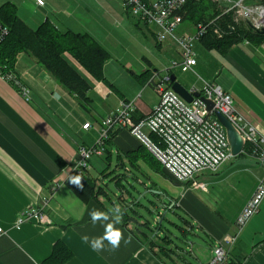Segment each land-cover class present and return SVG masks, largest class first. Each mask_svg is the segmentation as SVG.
Listing matches in <instances>:
<instances>
[{"label": "crops", "instance_id": "1", "mask_svg": "<svg viewBox=\"0 0 264 264\" xmlns=\"http://www.w3.org/2000/svg\"><path fill=\"white\" fill-rule=\"evenodd\" d=\"M44 1V6L35 2L32 8L27 0L21 1V4L17 1L18 15L34 29L49 20L62 31L88 33L110 51L98 35H105L106 30L107 33L111 32L105 22L111 25L112 19L119 17L113 10H118V0ZM251 2L264 4V0ZM137 19L140 25L142 22L148 28L153 26ZM241 23L248 25L244 21H238L237 24ZM157 31L156 26L155 31L151 30L157 46L163 50L167 43L168 48L178 51H175L177 54L174 59L181 60L174 40L167 38L166 43L158 42ZM197 43L200 55H206L209 65H213L215 60L223 64L222 70L215 68L212 81H218L234 96L238 111L264 134V40L257 42L246 39L223 53L208 49L201 40L195 45ZM69 58L91 85L85 101L61 84L30 53L18 55L14 69L16 77L13 80L0 72V227L7 232L0 235V264H45L44 261L52 254L58 241H63L74 253V257L66 264H181L180 261L182 264H193L184 255L175 262L161 260L136 236L132 223L126 226L123 221L115 225L123 233L117 249L111 250L105 241L104 249L95 251L90 243L83 241L84 236L90 239L102 236L104 225L108 223L97 221L93 224L89 215L93 209L108 212L110 208L121 206L115 204V200L107 203L104 196L84 201L66 183V174L79 156L80 147L91 146L96 142L103 119L116 110L121 102H134L138 117H145L159 105L160 95L155 96L148 86L155 89L151 80L155 74L160 76L163 70H159L155 61L147 56L143 57L147 66L143 71L141 68L136 71L132 62L128 61L124 67L132 72L136 80L132 85L139 83V87L133 85L135 89L132 90L130 86L109 82L107 75L104 81L97 80L75 59ZM110 59L111 53L106 62ZM200 64L199 56L196 71ZM107 70L106 64L104 73L107 74ZM16 80L21 83V87ZM140 84H143L141 92ZM22 87L29 90L27 96ZM101 99L105 101L101 102ZM86 123H91L89 129H84ZM141 146V142L130 131L116 130L107 143L110 154L101 157L107 160L109 167L116 160V170L127 169L132 166L127 155ZM135 163L138 171L149 181L158 176L182 186L167 171L161 174L142 159L135 160ZM226 163L216 172L207 171L198 175L200 180L209 183L208 191L195 189L189 182L182 186L183 192L179 196L171 197L162 190L163 193H157V199L164 201L162 197L165 196V199H169L167 204L166 201L161 202L165 207L172 204V207L176 205L181 208L190 219L189 228L209 237L207 245H200L199 254H192L198 257L201 264L211 260L214 247L220 243L228 251L225 264H264V204L241 233L237 227V218L263 177L264 167L259 157L250 154L249 149L238 155L227 170ZM93 165L87 176L96 180ZM99 178L98 186L101 185ZM230 189L241 196L238 201H233L232 209V202L223 201ZM34 205L44 208L45 219L29 221L17 227L15 223L20 213ZM109 215L111 217L112 213ZM226 236L234 237L236 241L226 243Z\"/></svg>", "mask_w": 264, "mask_h": 264}, {"label": "built area", "instance_id": "2", "mask_svg": "<svg viewBox=\"0 0 264 264\" xmlns=\"http://www.w3.org/2000/svg\"><path fill=\"white\" fill-rule=\"evenodd\" d=\"M120 1L128 13L158 28V42L163 43L167 38H173L180 48L181 60L173 61L165 70L164 76L155 74L152 78L151 83L160 95V103L151 113L137 119L135 103L123 101L103 119L101 133L96 142L91 146L80 147L79 156L66 174V183L74 185L69 178L80 175L83 184V178L91 169L90 160L94 156L105 154L111 134L116 130H128L153 154L176 182L182 185L191 182L193 188L208 191L209 183L200 180L198 175L207 171H218L233 157L227 130L216 116V111L234 124L244 139L245 149L249 146L250 154L258 156L260 164L264 167V134L238 111L232 94L218 81L204 80L202 88L194 85L188 89L191 94L200 93V96H194L192 102H188L173 89V69L179 68L183 72L199 75L196 71L198 57L195 43L208 33L215 21L195 24L196 32L193 34H178L177 31L185 21L181 11L189 0ZM213 1L219 5L222 14H232L235 23L244 21L255 31L264 29L263 3L251 0ZM230 27L234 29L233 25ZM215 33L219 38L225 35L219 27L215 28ZM8 34L9 28L0 21V44ZM16 83L21 87L18 80ZM22 89L27 96L29 90L25 87ZM205 99L214 103L211 111L208 110ZM90 125L91 123H86L84 129H89ZM145 128L150 130L149 134L144 131ZM151 135L157 136V141L153 140ZM263 200L264 175L237 218L240 233L252 217L260 212ZM45 217L44 208L34 205L20 213L15 225L19 227L33 220L43 221ZM5 233V229L0 227V235ZM224 241L230 244L234 243L236 238L226 236ZM227 259L228 251L220 243L214 247L213 257L207 264H225Z\"/></svg>", "mask_w": 264, "mask_h": 264}, {"label": "trees", "instance_id": "3", "mask_svg": "<svg viewBox=\"0 0 264 264\" xmlns=\"http://www.w3.org/2000/svg\"><path fill=\"white\" fill-rule=\"evenodd\" d=\"M208 2L209 4H207ZM181 13L184 16V20H189L194 24H207L210 21H215L214 24L210 26L208 33L201 39L208 49H215L223 53L246 39L257 42L264 40V33L262 31H255L253 28L243 23H235L231 13L222 14L219 5L215 2L212 3L210 0H189ZM0 21L9 28L8 36L0 44V72L6 77H9V79L13 80V78L16 77L14 69L18 55L22 52H26L35 56L40 64L50 71L61 84L78 95L82 101L88 99L87 93L91 85L82 71L71 62L69 56L75 59L94 78L100 81L105 80L104 65L109 59L110 54L90 34L62 31L49 20H46L39 27L34 29L20 18L16 5L11 2L0 7ZM230 25H233L234 29H231ZM216 27H219L225 32L222 38H219L215 33ZM136 118L140 119L142 117L136 115ZM247 149L250 150V147L247 146L246 150ZM105 154H110L108 148ZM127 157L134 169L139 170L135 160L142 159L153 170L163 174L162 164L144 145L135 152L129 153ZM169 176L173 178L170 174ZM126 177L127 175L125 174H118L115 177L118 185L122 178ZM173 180L175 179L173 178ZM82 185V188L76 185H71V187L84 201L89 202L94 198L99 199V196H104L114 201L108 186L102 184L98 186L97 181L92 177L85 176ZM121 187L122 186H120V188ZM153 188L154 187H152V189ZM155 194L159 196L157 193ZM118 199L119 201L114 203L122 205L120 207L122 210V221L124 225L128 226L133 221L131 213L137 212L136 208L134 209L133 207L136 203L126 201L125 197H119ZM175 208H177L176 205L173 206V209L169 210L168 206V208L165 207V211L168 212L169 210L172 212ZM158 213V216L160 218L162 217L161 222L154 223L152 221H147L143 224L148 227L147 229L150 232L140 230L139 227L133 231L140 240L150 247L158 258L163 261L168 259L175 262L177 258L179 259V257L176 256H180L178 251L181 248L175 243L173 238L174 233L172 229L165 224V221L181 228V230L185 229L191 232L192 230L189 228L190 219L181 217L185 226L188 227L187 229L179 226L177 223L167 218L166 215H164L165 217L162 216L159 210ZM73 257V251L63 241H58L54 245L52 254L44 263L66 264Z\"/></svg>", "mask_w": 264, "mask_h": 264}, {"label": "rangeland", "instance_id": "4", "mask_svg": "<svg viewBox=\"0 0 264 264\" xmlns=\"http://www.w3.org/2000/svg\"><path fill=\"white\" fill-rule=\"evenodd\" d=\"M17 1L19 4H21V1L23 0H0V7L8 2L14 3L17 5ZM29 1V4L32 8L34 6V3L36 0H27ZM119 1V7L118 10L116 8H113V10L118 14L119 17H116L115 19H112V24L108 25V22H105V26L109 28L108 31H105V35L100 33L98 35L100 40L106 44V47L110 50L108 53H111V59L106 62L108 65L107 75L109 82H116L120 86H130L132 90L135 89L134 86L139 87V83L136 82V84H133L134 77L130 70L126 69L124 65L131 61L134 69L136 71L144 70L146 66V63L143 59V57L147 56L148 58L153 59L155 61L157 68L159 70H163L161 73V76H164L165 69L167 67H170L173 61H177L174 59V55H176L178 52L176 49L171 50L168 48L166 41V47L161 50L157 46V42L154 39L153 34L151 33V30L155 31V26H150L148 28L147 25L141 22V25L137 23V18H134L130 13H128L124 8L123 5ZM212 3L213 0H210ZM209 4V2L207 3ZM105 9V13H106ZM119 22V23H118ZM114 25V26H112ZM112 26V27H110ZM196 32V25L189 20H185L184 23L181 25L179 30L177 31L178 34L183 33H190L193 34ZM103 35V36H102ZM102 36V37H101ZM108 36L110 38H108ZM108 38V39H107ZM173 39V38H169ZM104 40V41H103ZM174 40V39H173ZM175 45L177 46V49L179 50V46L174 40ZM195 50L198 52V57L201 58V64L199 67H197V72L199 75H196L192 72H183L181 69L176 68L173 69V74L176 75L177 80L184 85L187 89H191L194 85H197L199 88L203 87V79L205 80H214L213 73L215 71V68L219 67L220 70L223 69V64L220 60L216 61L213 65H209L208 58L205 54L200 55V48L199 44L197 43L195 45ZM176 51V52H175ZM180 51V50H179ZM71 57V56H70ZM109 63V64H108ZM143 63V64H142ZM105 64V65H106ZM202 78H201V77ZM159 78V77H158ZM213 78V79H211ZM145 84V83H143ZM143 84H140V90L143 91ZM147 88V87H146ZM149 90L154 93L155 96H159L156 89H154L152 86H148ZM233 96V95H232ZM234 98V96H233ZM235 99V98H234ZM104 99H101V102H104ZM144 131L149 134L150 130L148 128H145ZM153 140L157 141V136L151 135ZM237 156H233L230 158V161L228 160L225 164L226 170L228 167L231 166L232 161H236ZM91 166L93 165L94 169V175L97 178L100 177V182L102 185L108 186V189L110 191L111 196L113 199L117 202L119 201V197H125L126 201L134 202L136 203L133 207L136 208L137 212H132L131 216H133L132 225L134 229H137V227L140 228V230H145L150 232L143 224L147 221H152L154 223L161 222L162 217L160 218L158 215V210L162 214V216L166 215L167 218L172 220L173 222L177 223L179 226L185 227L188 229L187 226H185L183 218H188L186 216V213L181 208H175V212L171 211H165L164 207L165 204L161 203L166 201V204L169 203V199H164V201L157 199L156 193H163L162 190H165L171 197L179 196V194H182L183 189L182 186L179 184L171 183L169 180L165 178H158V176H154L155 179L153 181H149L146 179L144 174L138 169H134L133 166H128L127 169L125 168H118L119 170H116L117 161L114 160L112 165L109 167L108 162L105 158H102L101 156H94L90 160ZM133 170V171H131ZM128 171L129 173H127ZM163 173H166L165 170L162 167ZM103 174V175H102ZM118 174H125L127 175L126 178H122L121 182L118 185V182L116 181L115 177ZM140 179L142 183L138 180ZM119 181V180H118ZM148 181V186H146L145 182ZM124 187V188H123ZM152 187H154L152 189ZM152 190V191H151ZM241 198L240 195H236L233 190L230 189L229 193L226 194V196L223 197V201H227L229 204H231V209L233 208V201H238ZM264 202V200H263ZM262 202V204H264ZM107 203L109 202V199H107ZM261 204V207H262ZM120 206H122L120 204ZM169 208H173L172 204L169 205ZM261 211V210H260ZM259 214V213H258ZM256 214V215H258ZM255 215V216H256ZM165 217V216H164ZM254 217V216H253ZM252 217V218H253ZM165 224L170 227L174 233L173 238L175 240V243L180 246L181 253L179 259L182 255L186 256V259L188 262H191L193 264H201V261L198 259L197 256H193L192 254L198 253L200 251V245L205 246L207 245V242L210 241L209 237L206 234L199 233L196 229L194 231L189 230H181V228L176 227L173 224H170L165 221ZM192 230V229H191ZM209 253V252H208ZM207 257V256H206ZM205 257V258H206ZM202 259L203 256H202ZM212 259V258H211ZM205 260V259H204ZM211 261V260H210ZM209 262V261H208ZM182 264L183 262L180 261Z\"/></svg>", "mask_w": 264, "mask_h": 264}, {"label": "clouds", "instance_id": "5", "mask_svg": "<svg viewBox=\"0 0 264 264\" xmlns=\"http://www.w3.org/2000/svg\"><path fill=\"white\" fill-rule=\"evenodd\" d=\"M38 4L43 6L44 0H36ZM58 99V97H57ZM69 181L76 185L77 187H83L81 181L82 177L80 175H75L69 178ZM109 213H112L110 217ZM92 223L95 224L97 221H108L104 225L105 231L102 236L89 238L88 236H84L82 239L85 243H90L91 248L95 251H102L104 249V242L107 241L111 246V250H115L119 247L121 240L123 239V233L121 229L116 228V224H120L122 222V210L119 206L115 208H110L108 212L100 211L97 209H93L89 213ZM129 241H125L128 243Z\"/></svg>", "mask_w": 264, "mask_h": 264}, {"label": "water", "instance_id": "6", "mask_svg": "<svg viewBox=\"0 0 264 264\" xmlns=\"http://www.w3.org/2000/svg\"><path fill=\"white\" fill-rule=\"evenodd\" d=\"M262 32L264 33V29L262 30ZM171 80L173 82V89L188 102H192L194 96H200V93L191 94L189 90L177 80L175 74L171 76ZM205 102L208 104V110L211 111L214 108V103L208 99H205ZM215 114L224 124L227 130V135L232 148L233 156L240 155L244 152L245 149V142L243 137L238 132L234 124L225 115H223L219 111H216Z\"/></svg>", "mask_w": 264, "mask_h": 264}]
</instances>
